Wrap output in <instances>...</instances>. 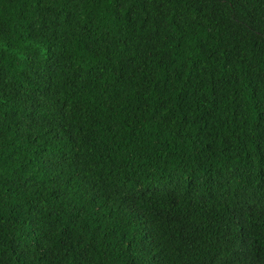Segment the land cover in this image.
<instances>
[{"label":"trees","instance_id":"1","mask_svg":"<svg viewBox=\"0 0 264 264\" xmlns=\"http://www.w3.org/2000/svg\"><path fill=\"white\" fill-rule=\"evenodd\" d=\"M0 264H264V0H0Z\"/></svg>","mask_w":264,"mask_h":264}]
</instances>
